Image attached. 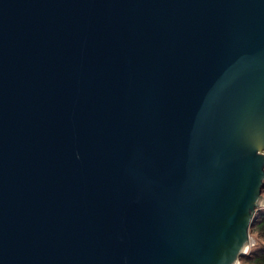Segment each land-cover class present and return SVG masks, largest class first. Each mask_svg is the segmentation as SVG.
Segmentation results:
<instances>
[{
	"label": "water",
	"instance_id": "1",
	"mask_svg": "<svg viewBox=\"0 0 264 264\" xmlns=\"http://www.w3.org/2000/svg\"><path fill=\"white\" fill-rule=\"evenodd\" d=\"M263 185L264 0H0V264H239Z\"/></svg>",
	"mask_w": 264,
	"mask_h": 264
},
{
	"label": "trees",
	"instance_id": "2",
	"mask_svg": "<svg viewBox=\"0 0 264 264\" xmlns=\"http://www.w3.org/2000/svg\"><path fill=\"white\" fill-rule=\"evenodd\" d=\"M261 194L264 196V185ZM250 237L254 245L245 256L240 258V264H264V208L259 209L251 222Z\"/></svg>",
	"mask_w": 264,
	"mask_h": 264
},
{
	"label": "rangeland",
	"instance_id": "3",
	"mask_svg": "<svg viewBox=\"0 0 264 264\" xmlns=\"http://www.w3.org/2000/svg\"><path fill=\"white\" fill-rule=\"evenodd\" d=\"M262 197L264 198V196L262 195ZM261 208H264V202L262 203V206H261ZM254 245V240L251 238V240H250V242H249V245H248V250L250 249V247H252ZM248 250H247V252H248ZM239 264H240V262H239Z\"/></svg>",
	"mask_w": 264,
	"mask_h": 264
},
{
	"label": "bare ground",
	"instance_id": "4",
	"mask_svg": "<svg viewBox=\"0 0 264 264\" xmlns=\"http://www.w3.org/2000/svg\"><path fill=\"white\" fill-rule=\"evenodd\" d=\"M249 245V244H248ZM247 248H248V246H247Z\"/></svg>",
	"mask_w": 264,
	"mask_h": 264
}]
</instances>
